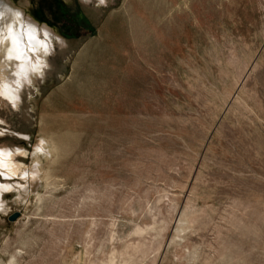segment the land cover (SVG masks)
<instances>
[{"label":"rangeland","instance_id":"374dc122","mask_svg":"<svg viewBox=\"0 0 264 264\" xmlns=\"http://www.w3.org/2000/svg\"><path fill=\"white\" fill-rule=\"evenodd\" d=\"M10 11L50 48L0 93V264H264V0Z\"/></svg>","mask_w":264,"mask_h":264},{"label":"bare ground","instance_id":"6f19581e","mask_svg":"<svg viewBox=\"0 0 264 264\" xmlns=\"http://www.w3.org/2000/svg\"><path fill=\"white\" fill-rule=\"evenodd\" d=\"M10 12V23L7 22V25L5 24V30L0 36V46L5 48L4 51L6 52L8 62L10 64H15L17 68V78L13 80L6 78L3 79L0 84V93L4 98H8L15 106H17V94L14 93L16 91V88L13 83L15 82V84H18V81L20 82L21 76L23 79V75L28 76V73L30 72L41 71L42 64L40 65L39 62L33 61V58L30 53L35 52L37 50L47 51V49L50 48L49 41L46 40L49 38L50 30L46 27L43 28L44 39H42V36L40 34V27L34 25V23L29 21L26 17L25 19L23 13L20 11ZM9 15L10 14H7L8 17ZM17 57H19V59H17ZM19 152L21 154L24 153L22 151ZM11 157L12 155L9 150L0 151V169L6 172L5 176L11 177L14 175L19 176L21 174L23 176L29 175L28 172L22 171V169H18ZM9 187V185L0 183V195L3 191L9 189Z\"/></svg>","mask_w":264,"mask_h":264},{"label":"water","instance_id":"95a60500","mask_svg":"<svg viewBox=\"0 0 264 264\" xmlns=\"http://www.w3.org/2000/svg\"><path fill=\"white\" fill-rule=\"evenodd\" d=\"M18 217H19V213H15V214L11 215L8 218V220H9V222H14Z\"/></svg>","mask_w":264,"mask_h":264},{"label":"snow or ice","instance_id":"6c2138e0","mask_svg":"<svg viewBox=\"0 0 264 264\" xmlns=\"http://www.w3.org/2000/svg\"><path fill=\"white\" fill-rule=\"evenodd\" d=\"M17 59H19V57H17Z\"/></svg>","mask_w":264,"mask_h":264}]
</instances>
